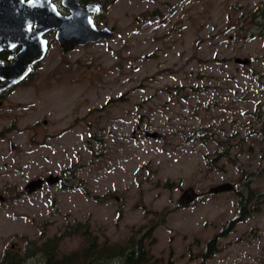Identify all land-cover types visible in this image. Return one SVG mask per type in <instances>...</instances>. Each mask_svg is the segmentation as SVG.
<instances>
[{"label":"rangeland","instance_id":"rangeland-1","mask_svg":"<svg viewBox=\"0 0 264 264\" xmlns=\"http://www.w3.org/2000/svg\"><path fill=\"white\" fill-rule=\"evenodd\" d=\"M98 19L112 37L66 53L52 43L13 96L20 107L5 110L15 130L0 138V192L11 191L0 262L5 250L24 255L26 239L88 220L108 243L157 224L150 264H264V0H107ZM51 173L66 186L13 198ZM227 181L236 190L208 193ZM187 187L201 195L181 206ZM249 189L263 193L256 210L229 227L235 192ZM209 241L217 249L203 259ZM82 245L66 235L59 251Z\"/></svg>","mask_w":264,"mask_h":264},{"label":"water","instance_id":"water-1","mask_svg":"<svg viewBox=\"0 0 264 264\" xmlns=\"http://www.w3.org/2000/svg\"><path fill=\"white\" fill-rule=\"evenodd\" d=\"M64 5L70 8V15L61 16L53 10L54 8L47 5L44 0H0V37L16 35L22 36L24 25L34 23L36 32V50L33 54V59L41 60L46 53V41L42 39L41 34L48 27H56V37L64 50H71L77 45H84L89 42H97L103 38H110L113 35V30L108 27H98L92 17L93 13L99 11L97 5L80 6L76 0H63ZM50 10V11H49ZM20 21V24H18ZM20 27V32L18 31ZM11 29V30H8ZM14 37V36H13ZM29 40V36L24 38ZM40 44V46H39ZM28 53L30 47H25ZM28 50V51H27ZM27 55V54H26ZM36 55V56H34ZM236 62L246 64L248 58H236ZM14 74V73H13ZM22 74H14V82L20 79ZM197 133V132H195ZM146 136L155 137V132H145ZM62 182V177L56 174H49L44 179L36 178L27 183L25 189L31 193L40 189L44 183L49 185L59 184ZM232 183L224 182L213 186L208 190V193H220L232 189ZM201 194L193 187L184 189L178 199L181 206H187L195 201Z\"/></svg>","mask_w":264,"mask_h":264},{"label":"flooded vegetation","instance_id":"flooded-vegetation-1","mask_svg":"<svg viewBox=\"0 0 264 264\" xmlns=\"http://www.w3.org/2000/svg\"><path fill=\"white\" fill-rule=\"evenodd\" d=\"M24 1H31V0H24ZM35 1H37V0H35ZM42 1H44V0H42ZM45 1L47 2V5L54 8L53 10H55L58 13V15H61V16L70 15V13H71L70 8L66 5H64L63 0H45ZM76 1L82 7H86L88 5H97L99 7V11L97 13L92 14L93 20L98 27H107V25H104L98 19L99 15L101 14V12L105 8V3L107 0H76ZM18 24H20V21H18ZM100 24H103V25H100ZM8 30H11V29H8ZM18 31L20 32L19 26H18ZM34 32H36L35 24L29 23L26 26L24 25L23 30H22V36L21 35H19V36L9 35V36L0 37V122L4 121L5 119L12 120V122H13L12 126H9L8 128H4V127L0 128V138L4 137L7 132H11V131L15 130L14 117H11V115L8 114V112H5V110L12 109L13 112H15V109L20 107L19 102L17 100H14L13 96L15 95V93L19 87H21V86L22 87H25V86L29 87L33 84V81L35 80V77L38 73L37 72L38 67H39V64L41 63L40 61L44 58L43 57L41 60H38V61L33 59V54H35L36 45H37L36 36L33 34ZM56 33H57L56 27H48V29L41 34L42 39H44L46 41V52L48 51V49H49L50 45H52V43H56L59 46L61 53H66L68 51L75 50L79 46H83V45H77L73 49L66 51L61 47V45H60V43L56 37ZM27 36H29V40L24 39ZM27 46L30 47V49H31L30 51L27 50L28 53L24 49ZM39 46H40V44H39ZM34 56H36V55H34ZM13 73L14 74H22V75H20L21 77L17 82L13 81L14 80V78H12L14 75ZM35 125L29 128L30 131L33 132V134L31 135V140L33 142H34L35 134H36L35 129H34ZM9 148L12 151H16L18 149V146H15L13 144V142L10 141L9 142ZM45 177L46 176H39V177L32 178L29 181L36 179V178L44 179ZM62 182H63V177H62ZM227 182H229V181H227ZM27 183L24 185L23 191H19V193H17V192L15 193L13 191V193H14L13 198L14 199H15V197H17L18 195H20L22 193L31 194V193H34L38 190L37 189L36 191L29 193L25 189V186L27 185ZM44 184H46V183H44ZM47 185H49V184H47ZM59 185H60V183H59ZM232 186L233 187L231 190H234V189L236 190L233 183H232ZM1 192H0V202H5L7 199V193L11 192V191L9 190V188L3 187ZM253 207H254V204H253ZM242 221H244V220H241L237 223H240ZM137 229H139V228H133L132 232H133V230H137ZM51 238H46V239L41 238L40 242H38L40 244H38L35 240H27L26 239L25 245H24V248H25V254L24 255H20V254L16 255L15 252H13L11 250L10 251L5 250L3 252V256L1 258V260L4 258H8L10 255H12V257H15V259H17L19 257L22 258L23 264H28V262L31 261V259H36L38 264H46V262H47L46 255H44L42 249L40 250V248H43L41 245L45 241H47V239H51ZM42 239H44V240L41 241ZM27 241H31L33 244H30L27 246ZM97 241H98V238H97ZM98 242L100 243V241H98ZM12 248H14V246ZM35 251H36V253H35ZM94 255L99 256V252L94 253ZM44 256H45V258H44ZM93 264H99V262L96 261V262H93Z\"/></svg>","mask_w":264,"mask_h":264},{"label":"trees","instance_id":"trees-1","mask_svg":"<svg viewBox=\"0 0 264 264\" xmlns=\"http://www.w3.org/2000/svg\"><path fill=\"white\" fill-rule=\"evenodd\" d=\"M79 165L73 164L66 168L69 176L73 177ZM63 188L66 183H60ZM179 186V182L165 180L163 187L172 189ZM236 194L237 215L229 223V227L236 222L244 220L251 211L256 210L259 197L263 193L259 191L238 190ZM254 204V207H253ZM157 224H144L129 235L124 243H108L106 241L98 242L97 238L92 234L88 220L77 222L74 225H69L65 230L54 234L51 239H47L41 246L44 255H46V264H93L98 261L99 264H150V253L146 245V240L152 237V233ZM77 234L84 239V245L80 248L61 254L59 251V243L66 236ZM33 244L27 241V246ZM49 245V246H48ZM213 241H209L202 252L203 259L210 257L216 250ZM99 252V256L94 253ZM36 253V251H35ZM45 258V256H44ZM1 264H23L22 258L8 257L0 262Z\"/></svg>","mask_w":264,"mask_h":264}]
</instances>
